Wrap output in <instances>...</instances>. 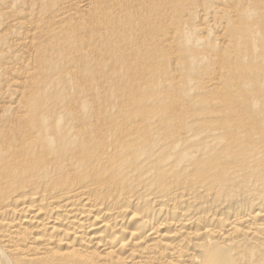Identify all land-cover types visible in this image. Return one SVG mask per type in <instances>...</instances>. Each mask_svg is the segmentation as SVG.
<instances>
[{"label":"bare ground","instance_id":"obj_1","mask_svg":"<svg viewBox=\"0 0 264 264\" xmlns=\"http://www.w3.org/2000/svg\"><path fill=\"white\" fill-rule=\"evenodd\" d=\"M0 264H264V0H0Z\"/></svg>","mask_w":264,"mask_h":264}]
</instances>
